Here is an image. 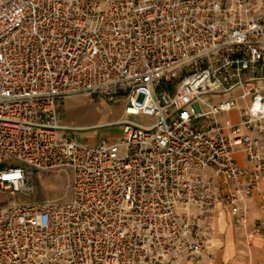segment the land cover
Wrapping results in <instances>:
<instances>
[{
	"label": "built area",
	"instance_id": "built-area-1",
	"mask_svg": "<svg viewBox=\"0 0 264 264\" xmlns=\"http://www.w3.org/2000/svg\"><path fill=\"white\" fill-rule=\"evenodd\" d=\"M260 81L264 0H0V191L71 177L0 205V264H213L222 210L264 211ZM79 96L123 103L122 136L61 123Z\"/></svg>",
	"mask_w": 264,
	"mask_h": 264
},
{
	"label": "crops",
	"instance_id": "crops-1",
	"mask_svg": "<svg viewBox=\"0 0 264 264\" xmlns=\"http://www.w3.org/2000/svg\"><path fill=\"white\" fill-rule=\"evenodd\" d=\"M259 84L264 85V81H260ZM103 103L106 104L104 110L99 107ZM57 115L61 123L78 127L79 129L76 134L81 141L86 143L96 144L102 139L113 141L122 136L124 132V126L116 123V121L124 117L123 103H108L104 100L96 102L85 96L72 97L64 100L58 105ZM226 117H230L234 121H237L239 119L238 111L233 110L228 114H224L221 116V119L223 120ZM99 128L117 131L111 134V138H101L97 140L94 135L98 133ZM82 131H84L85 137L81 139L79 133ZM257 136L264 140V133ZM237 160L242 164H248L245 155L241 152L237 153ZM254 216L260 220L262 226H264V211L259 207L257 200H254L251 204L250 221ZM229 220L230 218L225 214H220L217 217L215 223L216 231L211 243V249L214 253L213 264H232L231 262L234 261L236 248L233 231H228L227 226L230 223ZM246 229L247 228H244L245 231H247ZM254 244L256 255L258 259H262V264H264V233L254 237ZM217 261L220 263H217Z\"/></svg>",
	"mask_w": 264,
	"mask_h": 264
},
{
	"label": "rangeland",
	"instance_id": "rangeland-1",
	"mask_svg": "<svg viewBox=\"0 0 264 264\" xmlns=\"http://www.w3.org/2000/svg\"><path fill=\"white\" fill-rule=\"evenodd\" d=\"M93 101H100L92 99ZM113 103V102H108ZM104 110L106 104L99 106ZM98 107V108H99ZM97 109V108H96ZM135 120L146 123L149 119L146 117H133ZM82 130V129H81ZM117 130L111 131L107 128H99L95 138H111ZM80 138L85 137L84 131L79 133ZM35 189L28 195L17 193L11 195L9 192L0 191V205H7L12 201L18 202H41L44 200L62 199L67 200L71 197V177L67 172H41L34 177ZM221 214H225L230 218L228 224V231H233L234 244L236 248V255L232 264H262V259L257 257L255 252L254 237L264 233V226L260 220L252 217L251 221L246 226L236 223L233 219V214L229 211L222 210ZM244 228H247L245 231ZM260 229V233L256 229ZM245 231V232H244ZM217 263H220L217 261Z\"/></svg>",
	"mask_w": 264,
	"mask_h": 264
}]
</instances>
